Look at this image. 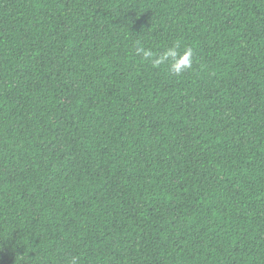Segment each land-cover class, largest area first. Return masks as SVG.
Returning a JSON list of instances; mask_svg holds the SVG:
<instances>
[{
	"label": "trees",
	"instance_id": "16d2710c",
	"mask_svg": "<svg viewBox=\"0 0 264 264\" xmlns=\"http://www.w3.org/2000/svg\"><path fill=\"white\" fill-rule=\"evenodd\" d=\"M0 264H264V0H0Z\"/></svg>",
	"mask_w": 264,
	"mask_h": 264
},
{
	"label": "clouds",
	"instance_id": "9594fccd",
	"mask_svg": "<svg viewBox=\"0 0 264 264\" xmlns=\"http://www.w3.org/2000/svg\"><path fill=\"white\" fill-rule=\"evenodd\" d=\"M138 54H142L145 59L151 58L153 56V53L150 50H145L142 47H137L136 49ZM192 56H193V50L191 48H187L183 54H179L175 47L169 48L167 51H165L162 55L158 56L153 63L156 65L163 64L165 61L171 60L173 63L171 64V70L179 75L186 69L191 68L192 65Z\"/></svg>",
	"mask_w": 264,
	"mask_h": 264
}]
</instances>
